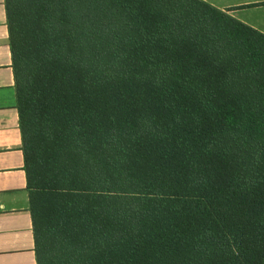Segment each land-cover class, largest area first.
<instances>
[{
	"label": "trees",
	"instance_id": "obj_1",
	"mask_svg": "<svg viewBox=\"0 0 264 264\" xmlns=\"http://www.w3.org/2000/svg\"><path fill=\"white\" fill-rule=\"evenodd\" d=\"M38 264H264V35L202 0H5Z\"/></svg>",
	"mask_w": 264,
	"mask_h": 264
},
{
	"label": "crops",
	"instance_id": "obj_2",
	"mask_svg": "<svg viewBox=\"0 0 264 264\" xmlns=\"http://www.w3.org/2000/svg\"><path fill=\"white\" fill-rule=\"evenodd\" d=\"M264 35V0H202ZM5 0H0V264H38Z\"/></svg>",
	"mask_w": 264,
	"mask_h": 264
}]
</instances>
